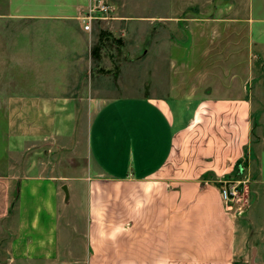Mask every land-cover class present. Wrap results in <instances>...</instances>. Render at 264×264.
Returning a JSON list of instances; mask_svg holds the SVG:
<instances>
[{"label":"crops","instance_id":"1","mask_svg":"<svg viewBox=\"0 0 264 264\" xmlns=\"http://www.w3.org/2000/svg\"><path fill=\"white\" fill-rule=\"evenodd\" d=\"M95 3L0 0V156L38 142L32 156L73 159L0 169L6 264H232L234 219L219 189L248 156L264 155L253 133L264 109V0L155 13L167 37L115 71L99 70L98 33L82 28ZM110 14L98 29L129 17ZM9 30L23 86L7 93ZM135 61L146 62L139 73ZM63 211L85 227L63 230Z\"/></svg>","mask_w":264,"mask_h":264},{"label":"rangeland","instance_id":"2","mask_svg":"<svg viewBox=\"0 0 264 264\" xmlns=\"http://www.w3.org/2000/svg\"><path fill=\"white\" fill-rule=\"evenodd\" d=\"M100 1L107 4L111 10H114L115 15L123 14L129 16L125 19H114L115 21L110 23L112 25L111 29L107 28L105 31H103V29H98L101 26L99 22H96L97 19L91 21L92 28H95L96 33H98L94 43L98 45V57L102 54L106 56L103 60L101 58L102 63H100L98 68L100 71H105L106 68H112V70L115 71L119 66L126 63L127 57L134 60L144 52L149 55L154 54L156 40L161 37H167V26L161 19L155 18V13L160 11L169 12L178 7V10H180L178 14L182 16L200 14L208 10L216 11L215 7H217L218 3H230L233 0ZM187 7H189V9H186ZM123 20H125L126 23H120V21ZM14 36L15 33L11 32V30H9L8 34H3V39L7 38V40L6 42L4 41L2 56L8 61L7 67L3 70L6 75L3 90L5 92L7 91V93L20 91L21 86H23L14 78V75L16 76V65L18 66L19 64L17 48L15 44H13V40H15L13 38ZM181 38H183V35L179 34L178 39ZM107 59L111 60V64ZM145 66V61L141 63L135 61L131 63L130 69L133 70L134 73H139L140 69H144ZM26 70H30V67H27ZM29 87L31 86H26V89L30 90ZM1 95H3V92ZM3 110L4 109H0V137L5 134L6 130ZM254 111L257 112V110ZM253 127L254 137H256L254 142L255 146L259 149L258 153L260 155L261 152L264 153V109L258 110V123L256 122ZM3 143L4 142L0 141V148ZM28 145L29 147L25 148L21 156H16V149L9 145L7 148L9 155L0 156V169L15 170L16 166L30 165L39 160H44L45 163L53 164L70 163V161L73 160L72 158L59 155L56 157H35L31 155L34 149L42 148L44 145L38 142H29ZM42 155L43 153H41V156ZM258 158L251 159L248 156V164L247 161H242L239 171L235 169L231 174L232 177L228 179L225 178V181L222 182V184L226 186H228V184H235L237 189V196L226 202L227 209H229L234 219V230L237 240L234 253L232 254V264H264V174H257V167L254 166L255 164H264V155L262 154ZM8 175H24V173H12ZM101 189V196L107 197L108 189ZM76 197L75 200L78 199L77 201L81 203L80 207H83L82 194L78 192ZM68 210H71V208ZM63 212V230L85 227L83 226V215L75 219L73 213L69 211ZM1 242L2 241H0V245ZM7 261L5 246H0V264H6Z\"/></svg>","mask_w":264,"mask_h":264},{"label":"built area","instance_id":"3","mask_svg":"<svg viewBox=\"0 0 264 264\" xmlns=\"http://www.w3.org/2000/svg\"><path fill=\"white\" fill-rule=\"evenodd\" d=\"M110 7L104 2L97 0L93 8L87 10L82 16V28L86 30H90L91 21L95 19H106L110 14ZM221 199L226 203L228 200H232L235 196H237V189L235 184H222L219 189Z\"/></svg>","mask_w":264,"mask_h":264},{"label":"trees","instance_id":"4","mask_svg":"<svg viewBox=\"0 0 264 264\" xmlns=\"http://www.w3.org/2000/svg\"><path fill=\"white\" fill-rule=\"evenodd\" d=\"M97 49H98V45L93 44V45L91 46V48H90V53H91L92 58H96V57H98Z\"/></svg>","mask_w":264,"mask_h":264},{"label":"water","instance_id":"5","mask_svg":"<svg viewBox=\"0 0 264 264\" xmlns=\"http://www.w3.org/2000/svg\"><path fill=\"white\" fill-rule=\"evenodd\" d=\"M62 190L64 192V199L67 198V195H68V191H67V188H66V185L65 184H62Z\"/></svg>","mask_w":264,"mask_h":264}]
</instances>
